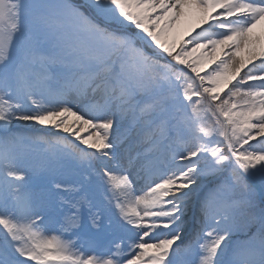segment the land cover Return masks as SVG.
Returning a JSON list of instances; mask_svg holds the SVG:
<instances>
[{
  "label": "snow or ice",
  "instance_id": "6c2138e0",
  "mask_svg": "<svg viewBox=\"0 0 264 264\" xmlns=\"http://www.w3.org/2000/svg\"><path fill=\"white\" fill-rule=\"evenodd\" d=\"M0 264H264V0H0Z\"/></svg>",
  "mask_w": 264,
  "mask_h": 264
}]
</instances>
